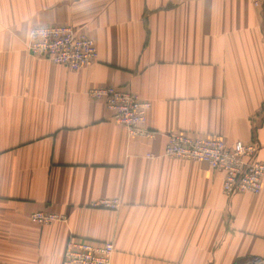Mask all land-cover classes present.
<instances>
[{"label":"crops","instance_id":"crops-1","mask_svg":"<svg viewBox=\"0 0 264 264\" xmlns=\"http://www.w3.org/2000/svg\"><path fill=\"white\" fill-rule=\"evenodd\" d=\"M94 42L91 67L32 57L33 27ZM113 87L150 104L151 139L128 137ZM253 141L264 164V0H0V264H61L69 237L111 242V264L264 259L258 195L221 192V173L163 156L166 135ZM117 199L116 210L93 207ZM65 215L39 226L32 213Z\"/></svg>","mask_w":264,"mask_h":264},{"label":"built area","instance_id":"built-area-1","mask_svg":"<svg viewBox=\"0 0 264 264\" xmlns=\"http://www.w3.org/2000/svg\"><path fill=\"white\" fill-rule=\"evenodd\" d=\"M253 7H260L263 0H249ZM26 50L34 58L49 61L71 71L88 69L97 61L98 53L93 40L83 31L70 26H46L30 29ZM91 99L104 102L112 114V121L122 127L128 137L154 138L158 133L147 129L146 112L150 104L135 93L113 87L93 88L86 92ZM257 146L253 141L236 142L231 148L215 137H197L185 133H169L163 156L195 163H204L211 170L221 173V192L229 198L234 194L258 195L264 178V164L254 157ZM116 210L117 199H105L92 205ZM30 221L39 226L65 222L62 214L38 211ZM114 248L111 242L93 244L69 237L61 264H111ZM248 264H264V259L254 257Z\"/></svg>","mask_w":264,"mask_h":264}]
</instances>
